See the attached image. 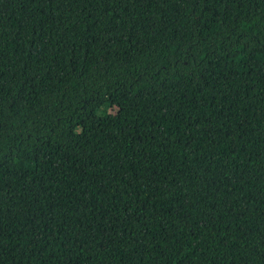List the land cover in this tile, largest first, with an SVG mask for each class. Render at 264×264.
Masks as SVG:
<instances>
[{
  "label": "trees",
  "instance_id": "trees-1",
  "mask_svg": "<svg viewBox=\"0 0 264 264\" xmlns=\"http://www.w3.org/2000/svg\"><path fill=\"white\" fill-rule=\"evenodd\" d=\"M0 264H264V0H0Z\"/></svg>",
  "mask_w": 264,
  "mask_h": 264
}]
</instances>
